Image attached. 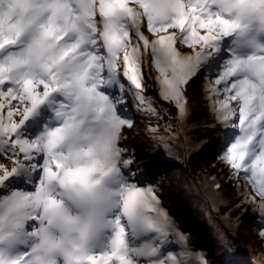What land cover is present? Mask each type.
Wrapping results in <instances>:
<instances>
[{"label":"snow or ice","instance_id":"1","mask_svg":"<svg viewBox=\"0 0 264 264\" xmlns=\"http://www.w3.org/2000/svg\"><path fill=\"white\" fill-rule=\"evenodd\" d=\"M137 116L167 156L222 131L264 242V0H0V264H209L125 143Z\"/></svg>","mask_w":264,"mask_h":264},{"label":"rangeland","instance_id":"2","mask_svg":"<svg viewBox=\"0 0 264 264\" xmlns=\"http://www.w3.org/2000/svg\"><path fill=\"white\" fill-rule=\"evenodd\" d=\"M151 91H153L151 93L152 97L163 104V107L166 108V106H164L165 103L159 99L158 90L152 88ZM189 95L193 101V93L190 90ZM199 100V102L196 99L194 100L196 102V106L194 109L193 119L208 124L214 123L207 108L203 105V100ZM170 107L171 106H168V108ZM172 112H175L174 108H172ZM138 123L139 121H137V124ZM146 123L147 121L145 124ZM136 126L139 127L138 125ZM143 128H145V126L137 128V130ZM216 133L218 134L219 132L201 130L197 132L196 135L208 138ZM137 136H130L129 139L133 138L135 141H139L136 145L138 148V151L136 150V158L137 160L142 161L148 154L146 148L150 147L151 149V146H146L145 144H150L151 142L148 140V137L144 132H141ZM200 151L201 150L194 152L193 157L192 154L189 157H184L180 153L167 156L162 150L155 152V156L152 158V161L147 165L150 174H154L157 171V167L160 165L165 164L169 166V169L167 168V170L159 173L162 175L157 176V185L155 184L158 186L157 188L164 207L169 210L171 204L175 205L176 203L178 208L182 209V213L186 215V220L178 218L176 215H174V217L181 225L180 230L184 233L190 234V237L186 239L187 244L189 245L194 243L196 247L205 249L211 260V264H243V262H240L243 261V257L245 260H249V256L246 257L245 254H242L240 244H242V246L247 250L253 252V255L264 262V257H262V254H264V242H257V226L254 225V221L257 219V213H255L251 207H249L247 211H244L243 208L235 207L238 202V190L227 179L230 173L228 170L225 172L218 159L217 153L202 157L203 153L201 154ZM188 164L192 167L194 173L199 172L202 174L201 184L203 183L204 177L209 175L216 177L217 181L221 184V188L218 190L219 196H216L214 199L212 196L217 190L210 188L207 193L205 191L202 193L200 192L202 195L200 200L206 203L205 208L212 217L214 227H216V234L220 236V240L215 236V232L210 230L204 223L197 220L194 213L192 216V212H189V214L186 212V208H188L186 201L190 202V200H188L183 193L178 191L179 186L177 184L178 179L175 177V169L178 168V170H188L186 168ZM155 167L156 169H154ZM185 177L192 180L191 174L186 175ZM229 214L230 220L223 219V217ZM237 216L241 218L239 224H241L242 228L231 227L232 222L235 221ZM175 223L177 224L176 221ZM189 246L193 245L191 244Z\"/></svg>","mask_w":264,"mask_h":264},{"label":"bare ground","instance_id":"3","mask_svg":"<svg viewBox=\"0 0 264 264\" xmlns=\"http://www.w3.org/2000/svg\"><path fill=\"white\" fill-rule=\"evenodd\" d=\"M190 91L193 93V99L194 100L196 99L199 102L200 101L199 99H201L200 82H197L196 84L192 85ZM194 100H193V102L196 103ZM203 105H204V101H203ZM138 131H139V133L144 132V128L139 129ZM210 132H213V131L210 130ZM145 145L151 146V143L150 144L147 143ZM146 151L148 152L147 157L149 158L150 161H152V158L155 156V152H153L150 149V147H147ZM148 158H147V160H148ZM145 160H146V158H145ZM186 168L188 170H178V168L175 169V171H176L175 177H177V179H178L177 184L181 190L180 191L178 188V191L183 193L184 196L188 200H190V202L186 201V204H188V208H186V210H187L186 212L188 214H189V212H192V214L194 213V216L197 218V220L199 222L204 223L210 230L215 232V236L220 240V236H218V234H216V227H214V222L212 220V217L205 208L206 203H204V201L200 200L202 198L201 193L203 191H205V190H203V188L200 187V185H201L200 182L202 181V177H201L202 174L199 172L194 173L192 170V167H190L189 164H188V166H186ZM190 174H191L192 180L187 179L185 177L186 175H190ZM238 227L242 228L241 224H239ZM244 254L246 257H248V256L251 257V254L249 252H246ZM243 260L246 261L244 257H243Z\"/></svg>","mask_w":264,"mask_h":264},{"label":"water","instance_id":"4","mask_svg":"<svg viewBox=\"0 0 264 264\" xmlns=\"http://www.w3.org/2000/svg\"><path fill=\"white\" fill-rule=\"evenodd\" d=\"M220 133L213 134V136L211 135L209 138H207V140L209 141V143L207 145L203 146L200 149L201 150L200 151L201 154L203 153V156L200 154L202 157L207 156V155L216 154L218 152V150L220 148V143L222 141L221 140L222 134H220ZM202 157H200V158H202ZM167 168L169 169V166H167V165L164 164V165L158 166L157 167V170H160L161 172H163V171L167 170ZM154 169H156V167ZM170 209H171V212L173 214H175L178 218H182V219H185L186 218V215L182 213V209L181 208H178V206H177L176 203H175V205L171 204ZM191 215L193 216V214H191Z\"/></svg>","mask_w":264,"mask_h":264}]
</instances>
